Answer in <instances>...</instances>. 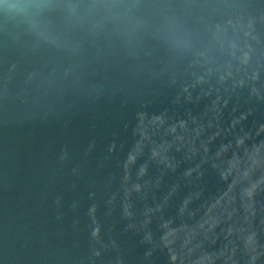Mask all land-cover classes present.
<instances>
[{
	"label": "water",
	"instance_id": "1",
	"mask_svg": "<svg viewBox=\"0 0 264 264\" xmlns=\"http://www.w3.org/2000/svg\"><path fill=\"white\" fill-rule=\"evenodd\" d=\"M0 264H264V0H0Z\"/></svg>",
	"mask_w": 264,
	"mask_h": 264
}]
</instances>
